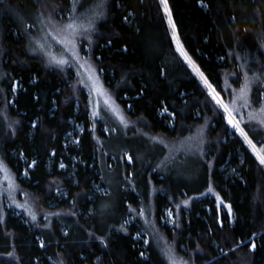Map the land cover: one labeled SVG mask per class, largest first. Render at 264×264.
Returning <instances> with one entry per match:
<instances>
[{
	"label": "trees",
	"instance_id": "1",
	"mask_svg": "<svg viewBox=\"0 0 264 264\" xmlns=\"http://www.w3.org/2000/svg\"><path fill=\"white\" fill-rule=\"evenodd\" d=\"M77 1L0 0V156L37 212L0 210V264H171L167 248L183 264H264L263 135L236 131L209 90L225 100L257 76L259 102L264 0H107L80 48L145 142L116 152L95 138L107 135L78 78L27 48L38 16L59 21ZM187 137L201 143L182 178L166 143ZM209 187L222 205L202 196Z\"/></svg>",
	"mask_w": 264,
	"mask_h": 264
},
{
	"label": "rangeland",
	"instance_id": "2",
	"mask_svg": "<svg viewBox=\"0 0 264 264\" xmlns=\"http://www.w3.org/2000/svg\"><path fill=\"white\" fill-rule=\"evenodd\" d=\"M106 5L107 0H94L87 2L84 7H80V1L78 0L72 7V13L71 11L58 13L59 21L52 18L48 13L44 14L46 19L38 16L39 18L35 19L34 24L31 26V32L27 37V48L31 53L41 55L50 66L68 68L71 70L73 78H78L87 95L92 129L95 130L97 125L102 123L104 125L102 130H105L107 135V139H105L96 129L95 138L105 149L116 152L121 148L134 149L139 147V141L145 142L139 140V133H129L133 123L128 119L115 98L104 87L100 75L88 55L87 47L83 49L86 52L81 53L80 43L86 39L90 40L98 21L106 13ZM259 80L260 78L257 76L245 77L239 88L231 89L230 94L226 93L225 100L219 98L213 86L209 85V90L211 94V90L215 93L216 97L213 96L215 100L220 99L222 101V107L226 112L225 119H230L233 122L236 131L243 132L242 125H246L250 133L260 131L264 140V75L259 87L261 89L259 102L254 104L252 101L253 87ZM74 128L78 133L82 131L81 125L74 124ZM200 143L198 137H187L178 144L166 143V148L170 153L165 160L168 162L171 173H176L182 178H189L191 174L197 172L195 167L196 153ZM150 146L154 148L155 145L150 143ZM263 148L264 143L259 149H255L259 153ZM178 154H182L183 161L177 162ZM124 160L130 161L127 154H124ZM113 174L120 176L119 171ZM111 175L112 173L109 172L108 177ZM98 186L95 185L96 188ZM18 188L14 174L0 156V210L4 212L5 207H10L18 210L16 214L26 215L33 221L37 217L34 204L30 197L24 198L23 194L20 197ZM99 190L104 191L105 189L99 188ZM206 195L214 197L219 206L223 204L222 199L212 187L202 193V196ZM143 212H141V215H143ZM165 214L167 216L165 221L172 222L171 210L166 209ZM152 217L151 207L148 206L144 214V221L154 232V227L151 224ZM133 219L132 216H128L126 223L132 222ZM142 234L146 233L140 230L137 238L139 239ZM147 243L148 237L145 238V245ZM166 251L165 254L171 264H183L173 256L170 249L167 248Z\"/></svg>",
	"mask_w": 264,
	"mask_h": 264
},
{
	"label": "bare ground",
	"instance_id": "3",
	"mask_svg": "<svg viewBox=\"0 0 264 264\" xmlns=\"http://www.w3.org/2000/svg\"><path fill=\"white\" fill-rule=\"evenodd\" d=\"M211 92H212V94H213V96H215L216 97V95H215V93L211 90ZM218 101H220L221 102V100H219L218 99ZM225 106V105H224ZM230 114V113H229ZM243 133V132H242Z\"/></svg>",
	"mask_w": 264,
	"mask_h": 264
},
{
	"label": "snow or ice",
	"instance_id": "4",
	"mask_svg": "<svg viewBox=\"0 0 264 264\" xmlns=\"http://www.w3.org/2000/svg\"><path fill=\"white\" fill-rule=\"evenodd\" d=\"M165 2H166V0H165ZM261 163H264V159L261 160Z\"/></svg>",
	"mask_w": 264,
	"mask_h": 264
},
{
	"label": "water",
	"instance_id": "5",
	"mask_svg": "<svg viewBox=\"0 0 264 264\" xmlns=\"http://www.w3.org/2000/svg\"><path fill=\"white\" fill-rule=\"evenodd\" d=\"M220 100V99H219ZM255 149V148H254ZM259 154V153H258Z\"/></svg>",
	"mask_w": 264,
	"mask_h": 264
}]
</instances>
